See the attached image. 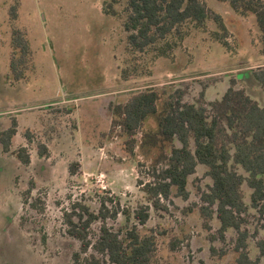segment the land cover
<instances>
[{
    "label": "rangeland",
    "instance_id": "obj_1",
    "mask_svg": "<svg viewBox=\"0 0 264 264\" xmlns=\"http://www.w3.org/2000/svg\"><path fill=\"white\" fill-rule=\"evenodd\" d=\"M105 1L0 0V132L13 120L18 124L9 153L0 142V264H74L81 243L70 235L66 218L75 204L98 216L103 204L109 209L106 220L92 225L93 240L104 223L114 232L128 224L122 214L113 218L116 204L132 211L149 204L138 181L151 180L154 153L146 156L139 147L134 156L128 152V135L113 129L112 105L152 88L162 102L176 91L188 103L200 102L202 93L211 102L238 80V87L264 107V89L254 77L264 70L255 15L242 16L227 2L202 0L224 18L228 45L215 40L214 21L204 29L187 22L183 40L169 37L172 56L151 63V50L142 61L136 60L139 54L126 53L127 0L117 5V18L104 14ZM15 30L26 35L32 50L22 82H15L11 70L12 59L22 57ZM127 68L139 71L126 80ZM156 127L154 117L137 135L138 144L143 130ZM43 146L48 152L41 155ZM22 147L30 153L29 166L16 155ZM207 172L199 166L190 178L188 201L174 191L161 203L168 212L152 208L148 223L139 226L142 235L156 238V263L264 264L263 215L249 211L240 233L230 229L222 236L217 217L202 214V195L213 183ZM243 193L249 204L252 191L246 184ZM135 223L132 218L130 226Z\"/></svg>",
    "mask_w": 264,
    "mask_h": 264
},
{
    "label": "trees",
    "instance_id": "obj_2",
    "mask_svg": "<svg viewBox=\"0 0 264 264\" xmlns=\"http://www.w3.org/2000/svg\"><path fill=\"white\" fill-rule=\"evenodd\" d=\"M217 1L229 3L242 16L255 15L264 42V3L261 0ZM119 3L120 0H106L104 14L120 17ZM125 12L126 53L139 54L137 61H142L149 50L155 53L151 63L170 58L175 45L169 37L178 34L183 40L186 34L182 28L187 22L204 29L208 21H214L218 27L215 40L228 45L224 18L202 0H127ZM14 45L22 57L12 59L11 70L15 82H22L26 79L25 61L32 54L31 44L22 31L15 30ZM132 71L139 69H124L123 78L127 80ZM149 71L147 74L151 73ZM254 77L264 89V70L254 72ZM237 81H231L221 99L211 102L205 100V93L198 103L185 102L182 91H176L162 102L159 90L152 88L134 94L126 103L111 106L113 129L120 127L129 137L128 152L134 156L139 147L146 156L154 153L148 174L151 180L138 181L149 204L141 205L136 211L116 204L113 218L122 214L128 224L123 231L114 232L104 223L97 240L89 238V231L95 222L110 216L109 209L103 204L100 212L103 214L98 216L88 206L75 204L66 218L70 235L81 243V251L74 254V264H158L156 238L142 235L139 226L148 223L152 208L168 212L161 203L169 201L174 191L176 196L188 201L190 178L199 166L208 169L207 175L213 182L202 195L201 211L204 217H217L222 225V236L230 229L240 233L251 210L264 216V107L252 99L246 89L239 88ZM154 117L157 127L143 130V139L138 144L137 135ZM17 133L16 120L8 130L0 132L4 152H10ZM43 149L41 155L47 154V147ZM16 155L24 165L31 164L27 147L19 149ZM73 170L72 173L76 171ZM245 184L252 191L249 204L244 198ZM132 218L136 223L130 226Z\"/></svg>",
    "mask_w": 264,
    "mask_h": 264
},
{
    "label": "crops",
    "instance_id": "obj_3",
    "mask_svg": "<svg viewBox=\"0 0 264 264\" xmlns=\"http://www.w3.org/2000/svg\"><path fill=\"white\" fill-rule=\"evenodd\" d=\"M248 93V92H247ZM249 94V93H248ZM250 95V94H249ZM251 96V95H250ZM253 99V98H252ZM219 100V99H218ZM254 100H256V99H254ZM260 104V103H259ZM261 105V104H260ZM262 106V105H261ZM263 107V106H262Z\"/></svg>",
    "mask_w": 264,
    "mask_h": 264
},
{
    "label": "flooded vegetation",
    "instance_id": "obj_4",
    "mask_svg": "<svg viewBox=\"0 0 264 264\" xmlns=\"http://www.w3.org/2000/svg\"><path fill=\"white\" fill-rule=\"evenodd\" d=\"M32 162V161H31Z\"/></svg>",
    "mask_w": 264,
    "mask_h": 264
}]
</instances>
